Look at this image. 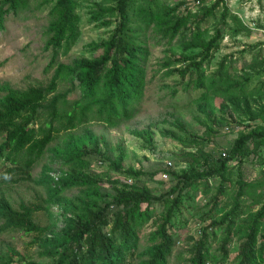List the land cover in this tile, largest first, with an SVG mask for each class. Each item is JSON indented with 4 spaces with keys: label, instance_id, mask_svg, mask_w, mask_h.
Returning a JSON list of instances; mask_svg holds the SVG:
<instances>
[{
    "label": "rangeland",
    "instance_id": "374dc122",
    "mask_svg": "<svg viewBox=\"0 0 264 264\" xmlns=\"http://www.w3.org/2000/svg\"><path fill=\"white\" fill-rule=\"evenodd\" d=\"M43 1L30 0L29 7L20 15H8L5 28L0 29V84L26 89L46 84L50 79L51 73L44 70L50 60V50L45 48L49 5ZM94 1L99 0L80 1L78 11L82 18V33L70 52L61 57L62 62L72 63L77 58L99 55L102 50L93 51L89 43L110 37L113 25L103 27L89 21ZM163 1L171 6L184 2L194 12L200 10L197 0ZM227 6V22L221 23V7L215 17L202 24L204 30L198 42L192 41L189 34L185 40L179 35L169 41L152 27L144 29L139 25L141 35L150 48L147 64L150 81L142 107L133 118L115 127L93 121L62 132L49 144L45 154L33 167L32 181H18V175L8 174L0 160V193H5L16 207L21 203L41 207L35 212L34 220L41 226L50 227L39 238L20 230H4L0 220V256L8 259L10 250L15 249L29 261L52 264L54 259L47 252L57 244L55 241H46L55 234L58 238L62 236L71 222L73 210L82 206L81 200L87 202L97 199L99 203L102 202V198L88 196L94 189L112 196L115 187L135 180L124 171L145 169L162 174L170 161L172 169L177 172L191 167L200 170L215 167L218 158L229 152L241 131L256 126L264 128V0H227ZM218 26L223 30V37L210 59L203 64L207 85V92H204L205 88H196L194 83L189 82L190 77L196 80L198 76L192 67L185 78L180 69L190 62H183L184 57L197 56L200 59L203 44L214 35ZM222 61L226 65L222 78L217 80L215 86H211V79L219 75ZM75 84H78L77 81ZM69 86L70 83H62L59 91ZM79 95L80 90L76 88L69 97L73 99ZM250 116H254V120ZM195 135L199 137H196L199 143L193 142ZM76 144L84 145L88 152L82 159L89 166L83 171L98 179L100 185L75 186L64 190L56 201L52 200L53 187L63 184L71 171V165L65 160ZM96 146V150H91ZM249 149L250 153L244 159L230 162L233 169L231 180L216 214L210 212V200L219 188L220 176L202 180L184 195L180 211L176 208L172 218L173 230L179 235V241L168 264H190L191 249L201 238L202 230L213 220L220 219L233 206L240 179L256 184V196L242 198L237 228H246L258 209L264 206V147L254 141L250 143ZM121 152L124 154L123 161L113 166ZM116 179H119V183H115ZM172 183L170 176L169 179L157 176L141 180V184L153 194L168 190ZM207 183L211 187L208 192ZM163 215L164 209L157 203L156 216L140 233L133 264L148 263L155 244L153 233L158 227L155 221ZM212 215L215 218H210ZM209 235L210 252L219 256L208 264H233L232 259L244 232L233 237L228 249L229 256L224 261L219 260L222 253L218 249L223 241V229L211 230Z\"/></svg>",
    "mask_w": 264,
    "mask_h": 264
},
{
    "label": "trees",
    "instance_id": "16d2710c",
    "mask_svg": "<svg viewBox=\"0 0 264 264\" xmlns=\"http://www.w3.org/2000/svg\"><path fill=\"white\" fill-rule=\"evenodd\" d=\"M80 1H43L49 5L45 48L50 50V60L44 69L46 73H51L48 82L26 89L0 84V160L2 168L8 174L18 175V181L33 180V167L45 154L49 144L62 132L74 130L93 121L115 127L140 111L150 81L147 77L150 48L141 35V26L144 29L152 27L157 34L169 41L179 35L185 40L189 34L192 41L198 42L204 30L202 24L215 17L221 7L222 25L227 22L228 17L227 0H197L200 5L198 13L184 2L171 6L163 0L94 1L89 21L103 27L113 25L112 33L107 39L89 43L93 51L102 50L99 55L93 58L81 57L72 63H65L61 61V57L70 52L82 33V18L78 11ZM29 4L30 0H0V29L5 28L8 15H20ZM183 5L185 7L181 9ZM222 37L223 30L218 26L214 35L203 44L199 60L197 56L184 57L182 60H190L184 69H180L183 77L187 76L192 67L198 76L196 80L190 77L189 82L194 83L196 88H205L204 92H207V85L203 64L210 59ZM225 66L224 61L220 62L219 75L211 79V86H215L217 80L222 78ZM62 83H70L71 86L59 91ZM76 88L80 90V95L71 99L69 94ZM254 118L250 116V119ZM196 137L198 136L195 135L193 142L199 143ZM200 139L202 140L201 137ZM254 141L264 147V128L256 126L241 131L229 152L218 158L219 162L215 167L203 170L191 167L181 172L165 167L164 170L173 183L160 194L150 192L141 184V180L145 177L162 178V174L145 169L124 171L135 180L115 187L112 196L94 189L88 196L102 198V202L99 203L97 199L87 202L81 200L82 206L73 210L71 222L62 236L58 238L55 234L46 241H55L57 244L47 252L54 259L52 264H133L140 233L156 216L157 203L164 209V215L155 221L158 222L153 233L155 244L147 264H168L179 241V235L173 230L172 218L176 208L180 211L184 195L202 180L220 176L219 188L210 200V212L214 211L216 214L231 180L233 169L230 162L244 159L250 153V143ZM77 145L72 146L73 152L65 160L71 165V171L66 174L63 184L53 187L50 196L52 200L56 201L64 190L75 186L100 185L98 179L83 171L89 166L82 159L88 152L84 145ZM97 148L96 146L91 150ZM123 159L124 154L121 152L113 166H118ZM115 183H119V179ZM255 186V183L240 179L233 206L220 219L213 220L202 230L201 238L191 249L190 264H208L212 259L218 258V254L210 252L209 239V232L217 228L224 231L223 241L218 247L222 253L219 260L224 261L229 256L228 249L233 237L244 232L232 263L264 264V206L258 209L246 228H237L242 198H254ZM206 190L211 191L209 183ZM40 208L25 203L16 207L1 192V227L4 230L35 234L41 238L50 227L41 226L34 220V214ZM15 261L17 264H42L27 260L15 249L10 250L8 259L0 256V264H12Z\"/></svg>",
    "mask_w": 264,
    "mask_h": 264
},
{
    "label": "built area",
    "instance_id": "2783aa9c",
    "mask_svg": "<svg viewBox=\"0 0 264 264\" xmlns=\"http://www.w3.org/2000/svg\"><path fill=\"white\" fill-rule=\"evenodd\" d=\"M167 167H172V162L170 161V162H167V165H166ZM169 174L167 173V172H164V173H162V177L164 178V179H169ZM58 178V177H57ZM129 181L130 182H132L131 181V179H129Z\"/></svg>",
    "mask_w": 264,
    "mask_h": 264
}]
</instances>
